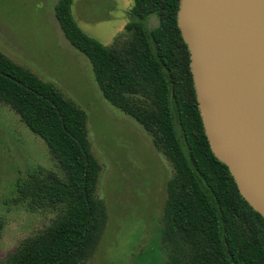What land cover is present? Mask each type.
<instances>
[{"label":"trees","instance_id":"trees-1","mask_svg":"<svg viewBox=\"0 0 264 264\" xmlns=\"http://www.w3.org/2000/svg\"><path fill=\"white\" fill-rule=\"evenodd\" d=\"M179 2L134 0L121 46L88 36L74 18L73 0H58L55 15L69 43L90 61L104 98L152 134L175 168L162 231L166 264H264V219L240 195L204 132L177 24ZM152 17L156 26L149 24ZM0 103L47 143L66 173V180L38 175L12 183L15 204L34 197L60 206L61 213L5 264H79L100 238L105 218L94 197L100 166L90 149L86 112L1 52Z\"/></svg>","mask_w":264,"mask_h":264},{"label":"rangeland","instance_id":"rangeland-1","mask_svg":"<svg viewBox=\"0 0 264 264\" xmlns=\"http://www.w3.org/2000/svg\"><path fill=\"white\" fill-rule=\"evenodd\" d=\"M57 2L0 0V52L86 112L90 149L100 166L94 197L105 218L100 238L79 264H166L162 231L175 168L152 134L104 98L90 61L62 32ZM133 7L134 0H73L72 13L88 36L111 47L127 40ZM149 24L156 26V18ZM38 175L66 180L47 143L0 103V264L60 216V206L34 197L13 202L12 183Z\"/></svg>","mask_w":264,"mask_h":264},{"label":"water","instance_id":"water-1","mask_svg":"<svg viewBox=\"0 0 264 264\" xmlns=\"http://www.w3.org/2000/svg\"><path fill=\"white\" fill-rule=\"evenodd\" d=\"M177 24L210 149L264 219V0H180Z\"/></svg>","mask_w":264,"mask_h":264}]
</instances>
